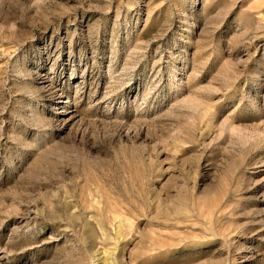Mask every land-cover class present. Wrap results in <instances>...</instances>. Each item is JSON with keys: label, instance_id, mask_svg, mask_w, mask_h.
<instances>
[{"label": "rangeland", "instance_id": "374dc122", "mask_svg": "<svg viewBox=\"0 0 264 264\" xmlns=\"http://www.w3.org/2000/svg\"><path fill=\"white\" fill-rule=\"evenodd\" d=\"M0 264H264V0H0Z\"/></svg>", "mask_w": 264, "mask_h": 264}]
</instances>
